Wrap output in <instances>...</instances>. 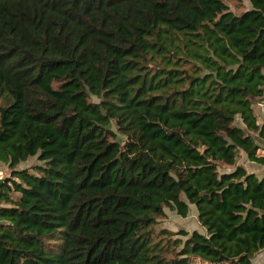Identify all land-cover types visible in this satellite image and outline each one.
<instances>
[{"label": "trees", "instance_id": "obj_1", "mask_svg": "<svg viewBox=\"0 0 264 264\" xmlns=\"http://www.w3.org/2000/svg\"><path fill=\"white\" fill-rule=\"evenodd\" d=\"M249 1L0 0V264H254L264 174L238 159L264 164V0ZM190 203L205 230L160 226Z\"/></svg>", "mask_w": 264, "mask_h": 264}, {"label": "rangeland", "instance_id": "obj_2", "mask_svg": "<svg viewBox=\"0 0 264 264\" xmlns=\"http://www.w3.org/2000/svg\"><path fill=\"white\" fill-rule=\"evenodd\" d=\"M227 2L230 8L236 13H240L244 9L251 7V3L249 0H227ZM254 107L258 114L259 122H264V97L258 98L254 103ZM236 121L237 123L243 125L240 118H238ZM37 162H40L37 156H32L28 160L21 162L17 167H29L33 166ZM238 162L245 165L248 170L255 169L256 171H258L259 175L264 174V164L250 159L247 153L243 150H241ZM11 172L12 168L9 166V164L0 160V176L3 173L10 174L11 176ZM165 210L166 215L160 218V226H167L174 230H178L180 228H186L190 231L193 229H199L202 231L205 230V227H203L198 220V209L195 204L190 203V210L187 216L181 215L177 211V209L170 206H167ZM254 264H264V248H262L254 256Z\"/></svg>", "mask_w": 264, "mask_h": 264}, {"label": "water", "instance_id": "obj_3", "mask_svg": "<svg viewBox=\"0 0 264 264\" xmlns=\"http://www.w3.org/2000/svg\"><path fill=\"white\" fill-rule=\"evenodd\" d=\"M8 177H10V174H6V173H3V174L0 176V186L2 185V183H3Z\"/></svg>", "mask_w": 264, "mask_h": 264}, {"label": "crops", "instance_id": "obj_4", "mask_svg": "<svg viewBox=\"0 0 264 264\" xmlns=\"http://www.w3.org/2000/svg\"><path fill=\"white\" fill-rule=\"evenodd\" d=\"M253 171H255V172H257V173H258V171H256L255 169H254Z\"/></svg>", "mask_w": 264, "mask_h": 264}]
</instances>
